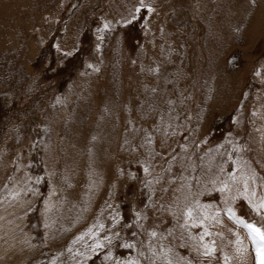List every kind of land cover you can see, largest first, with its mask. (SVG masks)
Segmentation results:
<instances>
[{"label": "rangeland", "instance_id": "374dc122", "mask_svg": "<svg viewBox=\"0 0 264 264\" xmlns=\"http://www.w3.org/2000/svg\"><path fill=\"white\" fill-rule=\"evenodd\" d=\"M230 141L264 174V0H0V264H76L91 242L77 237L120 231L135 211L145 231L172 228L144 208L141 166L183 171L191 188L178 195L191 199L190 174L214 169ZM215 231L219 264H256L245 230L222 219ZM131 233L114 237L115 255L141 250L148 237ZM180 243L157 246L192 259Z\"/></svg>", "mask_w": 264, "mask_h": 264}, {"label": "snow or ice", "instance_id": "6c2138e0", "mask_svg": "<svg viewBox=\"0 0 264 264\" xmlns=\"http://www.w3.org/2000/svg\"><path fill=\"white\" fill-rule=\"evenodd\" d=\"M139 11L141 9H137V12ZM145 11L151 12L154 9L147 7ZM135 20L136 17L133 16L126 23L131 24ZM140 22H143L142 18ZM107 29H109V24L105 23L98 31L103 32ZM99 39L102 40L103 36ZM64 55L71 56L72 53ZM256 75H260V73L257 72ZM148 142L151 143V140L149 139ZM229 143L231 151L222 156L220 162L215 164L214 169L211 165H201L203 178L190 174L191 180H194L198 187L191 199L185 197L181 201L178 195L185 187L191 188L189 177L184 176L183 171L171 178H166L164 173H170L171 167L165 168L164 173L160 175H153L150 172L151 165H142L141 172L145 178L140 181L137 191L145 197L144 208L152 210L153 216L160 221L161 225L167 222L164 217H169L173 227L158 232V226L153 224L150 231H145L141 221L150 219L147 211H135L129 217V221L121 224V213L116 210L109 215L112 219V226L121 224L120 231L109 234V228L101 236L99 231L93 232V228H89L87 233L81 234L73 241V243L82 241L85 235L91 237V242L83 246L85 250L73 254L76 264H84L93 256L98 259L101 254L106 264H144L145 261L148 264H193V262L195 264H213V262L219 264L220 249L217 246V238L223 237V232L215 231V229L221 225L222 219H227L235 226L245 230L247 237L255 246L256 264H264V174L258 171L260 167L258 164L254 166L250 159H245L243 154L248 152L247 148L243 145L233 146L231 141ZM200 159L203 161V157ZM226 164L230 165V168H226ZM132 179L135 180L137 177L133 174ZM178 182L177 187H172ZM154 185L160 187L157 189ZM201 188L205 189L204 195L210 198L203 203L197 198L201 195L199 191ZM153 197H155L154 202ZM243 209L249 211L243 212ZM252 214L255 215L252 216ZM246 216L252 218L246 219ZM132 219H135V224L131 222ZM103 227V225H99V229H103ZM124 228L132 229V237L137 235L148 237L147 240H140L141 250L135 256H118L112 251L114 237H120ZM177 229L179 230L178 235ZM228 231L231 232V229ZM234 237V240L229 239L228 243L234 244L236 252L241 253L243 250L241 236L236 233ZM169 238L180 241L179 246L194 252L195 256L188 259L174 253L171 246H157L159 240H169ZM153 241H157V243H153ZM116 246L126 250L137 248L135 243L119 240L116 241ZM67 251L72 253L73 249L68 248ZM223 261L224 264H230L229 256L224 255ZM51 264H57L56 260H52Z\"/></svg>", "mask_w": 264, "mask_h": 264}, {"label": "bare ground", "instance_id": "6f19581e", "mask_svg": "<svg viewBox=\"0 0 264 264\" xmlns=\"http://www.w3.org/2000/svg\"><path fill=\"white\" fill-rule=\"evenodd\" d=\"M213 11V10H212ZM199 13V12H198ZM200 14V13H199Z\"/></svg>", "mask_w": 264, "mask_h": 264}]
</instances>
